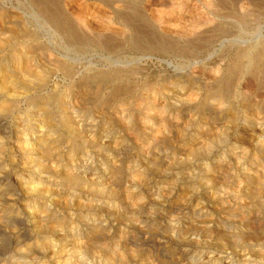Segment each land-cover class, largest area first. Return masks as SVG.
<instances>
[{
  "label": "rangeland",
  "instance_id": "obj_1",
  "mask_svg": "<svg viewBox=\"0 0 264 264\" xmlns=\"http://www.w3.org/2000/svg\"><path fill=\"white\" fill-rule=\"evenodd\" d=\"M32 1L0 0V16H2L0 26L4 27V30L0 27V40H2L0 41L2 45H0V66L12 61L10 50L14 47L18 51L17 47L20 46L18 43L21 41L30 43L31 47H34V50L31 49L37 61L45 60L42 63L43 67L49 68V72L52 73L48 78V85L38 93L51 95L47 99L48 112L57 124L60 137L63 138L59 142V149L63 152L60 159L55 158L52 161L57 162V165L53 166L51 162H48V168L41 167V162L35 158L34 154L25 155L20 151L17 155L12 151L14 149L12 144L24 135L28 137L32 134V129L28 128L29 118L27 117L30 112L36 113V108L30 110L21 99L20 109L16 113L0 111V205L10 210L4 215L6 220L4 229L0 230V264H6L7 260L21 255L19 247L32 245L28 242L29 233L26 232V229L30 230L31 220L26 216L22 219V224L17 223L12 210L17 207L15 211L27 212L34 208L37 200L47 201V205H50L48 200H55L56 202L50 207L58 216L65 208L72 207L74 209L72 216L76 219L73 225L79 227L75 231L69 227L64 233L66 235H63V238L66 237V244L59 241L54 253L48 251L44 255L43 259L47 260L46 256L51 258L49 260L51 264H57V261L66 263L70 256L68 249L72 248V239L75 238V234L87 231V226L94 216L109 222L114 228L126 227V222L119 221V215L128 209L123 206L113 208L110 192L96 191L101 187L107 188L106 180L104 177L100 178V175L103 173L109 175L110 170L107 168L113 163L120 166L121 175L124 178H129L128 171L131 168L138 167L147 172L146 181L142 184L143 189L140 192L144 193L145 200L150 201V204L140 213V218L145 219L147 211H152V216L157 218L161 225L171 220L176 224L178 231H185L186 236L192 237V241H197L199 249L195 247L196 244L181 246L177 240L181 238L178 233L172 236L170 233L159 234L155 238H148L149 245L163 246L158 248L162 249L163 258L167 264H193L191 259L198 257L199 254H202L204 261L218 257L221 264H247L243 261V256H250L249 261L257 260L255 261L257 263L249 264H264V259L259 261L253 256L254 252L247 249L248 239L246 241L243 237L242 241H238V237L233 236L234 232L239 229L246 231L248 227L241 226L238 221L225 222L226 212L219 210V185H216L215 180H210L211 170L210 167L208 168V165L215 164L217 160L215 155L219 152L225 153V159L231 158V153L236 154L238 158L240 149L243 147L247 149L249 156L241 159V165L233 162L229 170L232 178L242 177V172L246 171L245 168L251 156L255 153V155L259 154V144L261 141L264 142V130H262L264 125L260 130H256L240 114L236 127L237 133L228 131L223 134L227 136L225 137L212 132V135L206 138L210 141L212 154L199 159L191 154L194 161L185 163L180 158L185 157L189 149L201 145L197 141L198 136L194 137V134L201 126L202 118L195 110L180 109L174 105V99L179 94V90L171 84L177 79L189 77L194 78L192 80L199 87L210 89L213 86V83H209L210 81L222 79L224 84L228 83V88H238L240 93L250 90L249 76L245 71L238 74L226 71L227 77L221 76L227 70L225 68L230 67L235 51L264 40V0H51L53 4L49 3V0H43L42 3L47 5V8L60 15L59 20H61L57 21L58 25H52ZM126 5L131 8L126 9L125 7H128ZM247 12L251 16H247ZM3 15L6 16L7 21H2ZM204 19L217 27L216 33L221 40L215 42L212 39L213 42L211 40L209 44L198 50L185 46L179 39V35L185 31L188 35L192 24L199 25V22ZM125 20L130 21L131 28L124 23ZM8 22L10 23L8 27L9 25L16 27L14 29L16 34L20 28L31 35L30 39L21 37V34L16 35L12 32L13 27H10L11 31H9L10 28L5 26ZM10 32L14 34L11 35ZM7 35L11 36H9L10 39L7 37L8 40ZM137 36L143 37L142 40L145 39L147 44H154L157 41L171 44L174 42L175 46L180 47L182 55L153 48L139 50L135 47ZM207 37L209 40L211 34ZM104 39L111 40L110 45L105 48L99 43ZM56 60L65 66L66 70L55 69ZM118 70L119 72L126 70L128 73V75L125 73L124 80L127 79L126 82L128 81V86L131 88L130 94L132 93L133 96L129 95L126 103L127 106H132L133 114L130 123L137 135L119 130L121 128L111 116V113L117 112L116 107L112 112L106 113L108 123L103 124L97 114L93 116L90 110L86 109L89 105L88 101L82 105L74 101L63 104L61 101L66 85L73 82L77 85L90 84L89 79L92 76L97 83L98 80H102L103 73ZM67 71H72V77L66 76ZM182 73L185 76H181ZM155 83L162 85L163 89L159 93L152 92ZM100 84L104 86L103 88L108 87L110 80L104 79ZM56 85L57 89L53 91ZM263 89L264 86L259 90ZM68 98L74 97L68 95ZM163 102H173L170 104L173 110L175 107L179 109L177 111L180 116L179 125L172 128L170 136H164L161 146L148 152L144 151L142 147L149 142L151 133L160 128L159 115L154 113ZM208 109L214 111L211 107ZM17 114L21 118L15 121ZM67 118L73 120L72 128L69 127L72 133L66 131ZM217 121L222 123L221 118ZM75 127L80 129L75 131ZM93 134L95 138L91 139ZM119 135L121 137H118L119 141L115 145L114 138ZM16 137H18L17 140H15ZM235 143L236 146L231 148ZM70 144H73L76 150H81L80 153L69 157L66 150ZM175 151L178 153L176 156L173 155ZM84 152L86 155H83ZM261 154L263 155L264 152ZM167 155L169 157H166ZM171 156L174 160L170 159ZM169 161L172 162L169 164ZM70 162L77 165V170L86 169L84 175L88 185L86 187L82 184L84 192H80L77 188H70L58 178L59 182L56 183L51 177V172L55 173L56 170L60 173L63 169L71 167ZM65 164L68 166H62ZM214 174L217 175V173ZM38 179L51 180L50 187L43 185L49 190L43 197L37 198L21 190L24 186L30 188L35 181H39ZM190 194H192L191 197ZM60 196L66 205L61 204ZM87 200H90L89 205L90 207L92 205L91 209L94 210H89L88 206L82 205ZM229 201L231 202L228 198L226 203ZM79 203L81 205L77 206ZM229 208V212L232 215L235 214L231 206ZM67 212L70 213L71 210ZM202 220H205L206 225H203ZM12 225L18 228L25 227L23 233L26 232V234L18 236V233H13ZM252 227L255 231H251L250 236L261 242L264 233L257 229L256 225ZM136 233H132L135 238L131 236L129 238L135 240L139 236L137 242H141V234ZM185 248L186 250L183 251ZM33 255L38 256L35 252L31 257Z\"/></svg>",
  "mask_w": 264,
  "mask_h": 264
},
{
  "label": "bare ground",
  "instance_id": "obj_2",
  "mask_svg": "<svg viewBox=\"0 0 264 264\" xmlns=\"http://www.w3.org/2000/svg\"><path fill=\"white\" fill-rule=\"evenodd\" d=\"M33 1L52 25H56L58 23L57 21L60 22V15L47 8V5L42 3L43 0ZM48 2L53 4V1L51 2V0ZM126 6H128L125 7L126 9L131 8L129 5ZM246 15L251 16L249 12H247ZM5 17L3 15V22ZM127 22L128 21L125 20L124 23L128 24L131 28L130 21ZM8 24L10 23L8 22L5 24V26L7 25L6 28L8 27ZM10 27L13 26L9 25L8 28ZM3 28L4 27H1V29ZM14 29H16V27H13L12 32H15ZM189 30L188 35L185 31V34L183 33L179 35V39L182 40V43H184L185 46H190L195 48V50L206 45L212 39L215 40V42L221 40V37H218L219 34L216 33L218 31L217 27L211 25L207 19L201 20L199 25H197V23L192 24V27H190ZM9 31H11V28ZM17 32V34L15 32L16 35L19 34L20 36L21 34V37L27 40L31 37L29 33L20 28H18ZM13 34L14 33H11V35ZM209 34H211V38L208 40L210 36H207ZM9 36H6L7 40V37ZM137 37L138 39H135L136 46H134L139 50L143 51L153 48L162 52L173 51L178 55L181 54L180 47L178 48L177 45L175 46L174 42L173 44L168 42V44L162 41H157L154 44H147L144 41L145 39L142 40L143 37ZM108 39L101 40L99 42L101 46L104 48L109 46L111 40ZM15 45H17V43H15ZM18 45H20L18 46L20 48L16 46L17 49H19L18 51L14 47L13 50L9 49L11 51L10 57L12 61H9V63L4 66H0V111L16 113V111H19L20 109V100L23 99L24 104L30 108V110L34 107L36 108V113L30 112L27 117L29 118L28 128L32 129V134L28 137L27 135H24V137L19 140H17L18 137H16L15 140L17 141L12 144V147L14 148L12 151L17 155L20 151L22 154L25 153V155L34 154L35 158L41 162V167L48 168V162H51L53 166H56L57 162L52 161L55 158L60 159L62 156L61 152L63 151L59 149V142L60 139L62 140L63 138L60 137L61 135L59 134L57 124L48 112L47 99L50 98L51 95H40V93H38L48 85V78L52 72H49V68L43 67L42 63H44L45 60L39 62L33 56L34 51H32V49L34 47L32 48L30 43L28 44L21 41ZM183 46H181V48ZM35 56L37 55L35 54ZM40 57L38 58L41 59ZM231 60L232 63L230 64V67L225 68L227 70L223 72L221 77H227L225 74L226 71L234 74L245 71L249 76L248 87L251 88L247 92L240 93L238 88H228V83L224 84L222 79L219 81H210L209 83H213V86L210 89L208 87H199L192 80L194 78L189 77L182 80L177 79L171 83L172 86L179 90V94H177V97L175 96L174 105L180 109L189 108L188 110H195L202 118V124L197 128L196 133L194 134V137L198 136L197 141L201 145L189 149L187 151L188 154H185V157L180 158L181 161H184L185 163L194 161L191 154L198 157V159L209 157L212 154L209 143L210 141L206 140L208 136L212 135V132L218 136H225L223 134L228 133V131H231V133H237L238 130L236 127L240 114L243 115V119H246V122H250L252 127L256 130H260L262 125H264V89L259 90L264 86V40L262 39L256 43L247 45L242 49H238L235 51ZM243 63L245 64L243 65ZM168 64L170 65V63ZM54 67L55 69L66 70L65 66H63L58 60L55 61ZM125 73L126 70L103 73L101 75L102 80H110V85L105 88L100 84L102 80H98L96 83L94 76L90 77V84L77 85L75 82L70 85L68 84L63 90L61 101L63 104H67L68 101H74V103L79 105L88 101L87 103H89L90 106L87 104L88 107L86 109L88 111L90 110L89 112H91V115L97 114L102 119L101 122L103 124L108 123V119L105 117V115H107L106 113L112 112L116 107L115 111L117 112L113 114L111 113V116L114 117V121L121 128L119 130L124 132L128 131L129 133L131 132V134L137 135V133H134L135 129L130 123L132 122L130 119L133 114L132 106H127L126 103L128 97H130L129 95H132V93L130 94L131 88L128 86V81L126 82L127 79L124 80V75H128V73ZM65 74L67 77H72L73 73L72 71H67ZM181 76H185V74L182 73ZM161 86L155 83L152 92L159 93L160 90L163 89ZM56 89L57 85L54 87L53 91ZM68 95H71L74 98H68ZM170 104H173V102H163L157 107L154 114L159 115L160 128L157 129L156 132L154 131L153 134L151 133V137L148 139L149 142L142 147V150L148 152L161 146L164 136H170L172 128L179 125L180 116L177 113L179 109L174 106L175 109L173 110V107ZM208 107L213 108L214 111H210ZM93 116H91V119ZM20 118V115L17 114L15 116V121ZM218 118L222 119V123L217 121ZM170 121H172L171 124ZM66 122L68 123V127L66 126L67 133H72L69 127L72 128L73 120L67 118ZM79 129L80 127L74 128L75 131H78ZM118 137L121 136L119 135L114 138L115 145H117L119 141ZM66 138L68 140L70 139V137ZM90 138H95L94 134ZM235 146L236 143L233 144L231 148ZM259 146V154L255 155V153L251 156L248 166L245 168L246 171L242 172V177L239 176L236 177V179L232 178L233 176L229 175V170H231L233 162L241 165V159H246L249 156L247 149H243V147L240 149L241 153L238 155V158L236 154L231 153V158L225 159V153L219 152L218 155H215L217 158L215 164L213 166L211 164L208 165V168L210 167L211 170L210 180H215L216 185H219V210L226 212L227 217L225 218V222L238 221L241 226L248 227V230L246 231H244V229H239L234 232L233 236L238 237V241H242L244 239L243 237L246 238V241L248 239L249 242L247 249L254 252L253 256L261 261L264 259V238L261 242H258L256 241L257 239L250 236L251 231H255L252 227L253 225H256V228L264 233V154H261L264 152V142L261 141ZM80 151L81 150L79 149L76 150L73 144H70L68 150H66V154L69 157H73L80 153ZM176 153L177 151H175V153L173 152V155L176 156L178 154ZM83 155H86V153L84 152ZM166 157H169V155ZM170 159L174 160L173 156H171ZM171 162L172 161H169V164ZM69 164L71 167H67L66 170L63 169L60 173L56 170L55 173L51 172L52 179H55L56 183H58V178L62 183L65 182L70 188H77L80 192H84L82 184L86 185V187L88 185L85 181L86 177L84 175L86 169L83 168L84 171L82 169L77 170L76 164H73V162H70ZM62 166L66 167L68 165L65 164ZM107 169L110 170L109 175L108 173H103L100 175V178L104 177L108 189L106 187H101V189H97L96 191L100 192L101 190L110 192V200L112 201L113 208L117 209V207L123 206L128 209L119 215V221L126 222V227L114 228L109 222L103 221L101 218L94 216L89 222V226H87V231H81L75 234V238L72 239L73 244L72 248L68 249L70 256L66 260V263L57 261V264H167V261H164V255H162L163 251L161 248L163 246L161 247V244H159L158 247L160 246L161 248H158L152 244L149 245V241H147L148 238H155L159 234L166 233H170L171 236L178 233V236L181 238H178L177 240L180 242L181 246L196 244L195 247L198 248L197 241H192L193 238L186 236L187 234L185 231H178L176 224L173 223V221L168 220L165 225H161L160 221L152 216V211H147V217L145 219L140 218V213L146 210L150 204V201L147 202L145 200L146 197L144 193L140 192L143 189L142 184L145 183L147 177L145 169H140L138 167L129 169L128 177L130 178V181L129 178H124L121 175V169L118 164L113 163ZM214 173H217V175L215 176ZM38 180L39 181H35L30 188L24 186L21 190H24L27 194L29 193V195L36 196L37 198L43 197L49 191L48 188L43 187V185L45 184L50 187V185H52L50 183L51 180ZM98 180L100 179L98 178ZM191 195L192 194H190V197ZM228 198L231 202H227V206L226 200H228ZM59 199L61 204L66 205L61 196ZM54 202L56 201L48 200V204L50 205ZM89 203L90 200H87L85 203H82V205L88 206L90 210L93 206L91 205L90 207ZM50 205H47V201L42 202L37 200L34 204V208L29 209L27 212L15 211L17 207L13 208V217L16 219L17 223L19 222V224H22V219L24 217L26 218V216L31 220L30 230L26 229V232L29 233L28 242L32 243V245H26L27 247L25 246L23 248L19 247L21 255L7 260L5 262L6 264H51L49 261L51 258L46 256L47 260L43 259L44 255L48 251L54 253L59 241H63L66 244V237L63 238V235H66L64 233L69 227L74 231L77 228L79 229V227L73 225L75 224L74 220L76 219L72 216L74 210L72 207H68L67 209L64 207L65 209L63 210V213L58 216ZM80 205L81 204L79 203L77 206ZM230 206L235 212L233 215L229 212ZM7 210L3 208V205H0V230H3L6 224L4 215L10 212L9 209ZM68 210H71V212L68 213ZM257 220L259 221L258 223L256 222ZM202 223L203 225H206L205 220H202ZM24 230L25 227L18 228L15 225L11 226V231L13 233H18V236H24V234H26V232L23 233ZM133 232L141 234V242H137L139 236H137L135 240L129 238V236L135 238V236H132ZM18 244L22 245L21 243ZM185 250L186 248L183 249V251ZM32 251L38 254V256L33 255V257H31L33 254ZM195 255L196 254H194V256ZM249 258L250 256H243V261L247 264L257 261H249ZM191 260L193 261V264H221L218 257L204 261L202 254H199L198 257L192 258Z\"/></svg>",
  "mask_w": 264,
  "mask_h": 264
}]
</instances>
